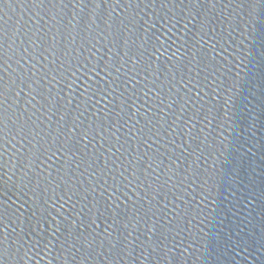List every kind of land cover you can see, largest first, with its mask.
Here are the masks:
<instances>
[{
  "label": "water",
  "instance_id": "water-1",
  "mask_svg": "<svg viewBox=\"0 0 264 264\" xmlns=\"http://www.w3.org/2000/svg\"><path fill=\"white\" fill-rule=\"evenodd\" d=\"M0 92V264H264V0H5Z\"/></svg>",
  "mask_w": 264,
  "mask_h": 264
},
{
  "label": "snow or ice",
  "instance_id": "snow-or-ice-1",
  "mask_svg": "<svg viewBox=\"0 0 264 264\" xmlns=\"http://www.w3.org/2000/svg\"><path fill=\"white\" fill-rule=\"evenodd\" d=\"M5 2V0H0V5H2L3 3ZM71 3L73 4H76V3H80V4H84L85 3V0H70ZM195 3H199V0H194ZM60 3H64V0H60ZM69 23H71V21H69ZM208 27L207 25V21L206 20H202L201 21V31L204 32V35H207V31H204L206 28ZM214 31V30H213ZM157 40H159V37H156ZM163 46V45H161ZM213 49H215V44L213 45ZM117 72L120 71L119 68L116 69ZM115 81H112L109 85H104V86H100L99 82H98V85H97V88H96V92L101 94L102 96L103 95H110L114 89L111 88V84H114ZM89 87H92V85H89ZM0 95H2V92H0ZM189 99H191L189 97ZM161 103H163V101H161ZM173 103H176L175 101H173ZM188 103V100H185L184 101V104H182L180 106V112L182 114H186V109H185V106L187 105ZM169 108L172 107V105L170 104L168 106ZM124 111V108L121 107V112ZM196 112H194L192 114V116L188 117L189 120L193 119L195 116H196ZM120 113L118 112L117 113V116H119ZM63 119V117H62ZM182 119V115L181 116H176V120L173 121V123L175 124L176 121H179ZM138 123V121H137ZM152 121L149 120V124H151ZM159 123V122H157ZM65 126H61V128L56 132V135L53 136L52 138V145H50V147H55V150L56 152H64L65 154H70L72 157H74L76 155V152L79 151L77 145H79L80 143V140L79 139H75L73 136H72V132L75 130V126H73V128H70V129H67V136L64 140V142L62 143L61 142V137L62 136H65ZM171 127V126H170ZM149 131H151V129H149ZM105 132V128L103 125H101L99 127V131L97 134L99 135H102L104 134ZM138 134L139 135H143V132L144 130L143 129H138L137 130ZM49 134H51V132L49 131ZM37 135H39V133H37ZM88 135V132L85 131L83 133V136L86 138ZM106 139H110V138H106ZM74 140V143H70V141H73ZM116 140H117V143H119V137L117 136L116 137ZM58 145V146H57ZM87 147V146H85ZM117 151H119V149H117ZM55 154V153H53ZM77 168H79V164H77L76 166ZM105 167H107V164L105 165ZM122 167V165H121ZM133 167V163L131 160H129V163H128V166L127 167H124L123 168V171H121L119 173V176H117L114 172L111 173V176H112V180H113V184L109 185L108 182H107V179H104L103 183H99V181H97V186L100 187L103 191H108L109 188L112 189L113 191V194L115 195L116 192H118L120 189H119V186H118V183H122V182H127L125 184V187H127L128 185H130L132 183V180L129 179V176L128 175H125V173H127L129 171V168ZM133 178H137L135 176V172H133ZM96 191V186H93L92 187V192L94 193ZM87 197H85L86 199ZM96 203H99V201H96ZM118 207V205H117ZM102 215V213H101ZM147 215V213L145 214ZM154 215V213H153ZM95 221H93L94 223ZM116 221L114 220L113 223H115ZM57 232L60 231V228H59V225H57L56 229H55ZM113 247H115V245H113Z\"/></svg>",
  "mask_w": 264,
  "mask_h": 264
}]
</instances>
